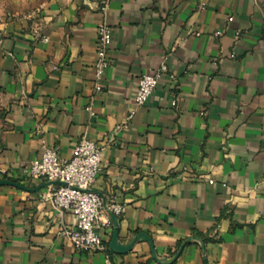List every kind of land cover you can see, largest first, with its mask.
Listing matches in <instances>:
<instances>
[{
    "label": "crops",
    "instance_id": "1",
    "mask_svg": "<svg viewBox=\"0 0 264 264\" xmlns=\"http://www.w3.org/2000/svg\"><path fill=\"white\" fill-rule=\"evenodd\" d=\"M100 4L47 0L0 25V180L19 185H0V264H106L61 233L75 219L43 199L51 185L23 173L42 141L66 159L82 137L105 147L91 189L124 204L117 242L137 237L113 251L104 212L111 264H264V0ZM101 22L113 37L97 91Z\"/></svg>",
    "mask_w": 264,
    "mask_h": 264
},
{
    "label": "built area",
    "instance_id": "2",
    "mask_svg": "<svg viewBox=\"0 0 264 264\" xmlns=\"http://www.w3.org/2000/svg\"><path fill=\"white\" fill-rule=\"evenodd\" d=\"M100 9L107 10V0H101ZM9 17L0 15V25ZM228 20H232L230 16ZM221 34L220 31L216 32ZM236 33V37L238 36ZM113 37V30L106 22L97 26V44L94 58L95 89L103 87V72L109 66V47ZM3 42V33L0 28V47ZM231 57L234 55L231 54ZM167 70L165 62L151 72L140 75L134 94L135 108L143 106L154 88L160 81L162 74ZM175 104V100L172 101ZM135 110H132L127 119H130ZM105 147L98 145L91 139L82 137L74 146L69 158H61L57 150L44 141L41 142L38 156L31 159L23 168V173L29 178H41L47 182L59 181L62 184H50L51 188L43 199L58 214L68 212L75 219L73 229L63 226L61 233L65 234L76 249H85L92 252H103L105 263L111 264L107 254L101 231V218L106 211L104 205L116 216L124 212V204L112 200L105 202L102 197L91 189V185L101 172V161ZM109 224L108 218L103 222Z\"/></svg>",
    "mask_w": 264,
    "mask_h": 264
},
{
    "label": "rangeland",
    "instance_id": "3",
    "mask_svg": "<svg viewBox=\"0 0 264 264\" xmlns=\"http://www.w3.org/2000/svg\"><path fill=\"white\" fill-rule=\"evenodd\" d=\"M47 0H0V15L9 18L33 16Z\"/></svg>",
    "mask_w": 264,
    "mask_h": 264
},
{
    "label": "water",
    "instance_id": "4",
    "mask_svg": "<svg viewBox=\"0 0 264 264\" xmlns=\"http://www.w3.org/2000/svg\"><path fill=\"white\" fill-rule=\"evenodd\" d=\"M47 184H62V185H65V183L63 182H59V181H54V182H46ZM2 184H11V185H15V186H19L17 183L15 182H12V181H9V180H6V179H1L0 180V185ZM94 191V190H93ZM105 209H106V212L108 213L111 221H112V226H113V231H112V237H111V240L109 242V245H110V248L115 251V252H118V253H124L126 251H128L133 243L136 241L137 237H135L129 244H126V245H123V244H120L119 242H117V228H118V222H117V216L115 214H113L110 210L107 209L106 205H104ZM145 239H148L147 236H144ZM194 240H198L199 243H200V246L202 249H204V244L197 238V237H193ZM189 240V239H187ZM184 243L181 244L178 252L173 256V259L176 258L182 247H183Z\"/></svg>",
    "mask_w": 264,
    "mask_h": 264
}]
</instances>
